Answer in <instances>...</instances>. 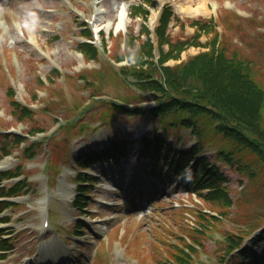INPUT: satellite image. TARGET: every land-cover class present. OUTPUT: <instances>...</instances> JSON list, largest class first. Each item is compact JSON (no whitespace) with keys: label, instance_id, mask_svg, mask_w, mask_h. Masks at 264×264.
Here are the masks:
<instances>
[{"label":"rangeland","instance_id":"obj_1","mask_svg":"<svg viewBox=\"0 0 264 264\" xmlns=\"http://www.w3.org/2000/svg\"><path fill=\"white\" fill-rule=\"evenodd\" d=\"M140 1L0 0L6 12L5 19H0V45L9 57L13 76L10 83L11 77L0 66V155L2 145L9 140L5 137H12L14 133H23L28 139L27 146L41 141L35 146L32 157L25 153L24 145L11 143L12 147H7L14 150L17 157L9 158V166L14 170L20 165L24 173L20 178L25 177L30 186L31 192L22 200L30 214L24 215L22 221L17 219L23 208L15 207V212L7 213L11 218L9 231L14 249L6 258L0 257V264H52L46 260V254L54 252L53 256H48L56 260L62 251L65 256L59 258L74 256V264H237L243 259L241 253L250 250L252 245L253 253L257 254L260 264H264V163L249 149L241 146V150L235 149L237 141L218 130L212 138L204 135L200 138L184 126H167L166 139L177 146L181 140L185 146L200 144L201 153L217 165L219 180L227 179L220 184L225 189L221 198L212 197L207 188H185L174 180H167L169 187L150 199L146 208L130 209L133 191L127 192L126 187L117 193L108 192L102 182L88 187L91 193L83 196L86 206L78 208L72 203L75 193L67 184H76L77 178L68 175L64 166L74 168L78 154L99 150L106 161L117 160L125 150L122 146H126L128 149L120 155H124L123 161L129 159L133 164L139 161L138 139L164 137L163 126L157 118L121 114L110 120L116 113L112 102L140 105L144 110L153 104L147 102L142 91L133 84L135 79L120 70V66L134 63L127 60L124 43L137 44L129 39L133 34L139 35L144 19H132L131 6ZM154 2L146 21L154 43L163 5L170 3L177 14L167 34L174 40L189 38L186 49L181 52L182 60L208 51V41H214L212 34L202 35L198 31L202 45L194 47L195 26L190 21L213 19L222 46L232 57L248 62L251 76L264 89V0ZM120 14L124 15V21L119 25L117 16ZM84 21L90 22L93 30L104 28L95 40L101 51L96 60L83 57L79 52L78 42L87 40L80 35ZM144 39L146 36L140 42ZM134 49L139 51L140 46ZM119 54L124 55L123 62H117ZM180 60H169L166 64L174 66ZM54 69H58L60 75ZM81 76L88 82L81 80ZM45 77L49 81L43 84L40 79ZM12 84L17 98L36 112L32 118H12L13 113L18 114L13 112L8 93ZM93 93H102V99L93 103V99H89ZM34 95L38 97L35 99ZM35 129L38 131H33ZM232 150L235 151L233 161H224L221 151ZM51 154L53 159H50ZM238 156L241 165H236ZM110 163L102 167H107L111 175L123 165L118 162L112 168L115 163ZM147 163L142 161V166ZM88 171L96 173L91 168ZM154 180V184L148 183L153 194L164 186L162 179L155 177ZM132 181L130 178L126 184L129 186ZM103 199L111 205L99 204ZM43 203L50 206L43 207ZM50 209L51 226L43 235L39 224ZM72 215L79 217L77 223L73 222ZM28 221L35 225L33 235L21 233ZM80 224L83 230L76 229ZM76 231L80 235L73 237ZM75 242L81 250L75 247Z\"/></svg>","mask_w":264,"mask_h":264},{"label":"trees","instance_id":"obj_2","mask_svg":"<svg viewBox=\"0 0 264 264\" xmlns=\"http://www.w3.org/2000/svg\"><path fill=\"white\" fill-rule=\"evenodd\" d=\"M167 12L164 15L166 20ZM161 32L163 42L168 41ZM133 41V38L129 39ZM170 42V41H168ZM150 45L149 55L153 56ZM183 42L171 43L169 52L161 50L159 65L149 63L143 66L126 67L124 74H131L140 81L149 98L156 101L155 112L174 114L175 122L183 119V114L194 113L220 120L221 131L238 141L242 147H250L264 161V89L257 84L246 63L230 57L216 43L209 52L200 53L174 66H165L169 58L179 56ZM135 47V44H129ZM92 46H87L91 49ZM137 51H129L131 58H137ZM121 58V57H120ZM139 58H143L139 55ZM149 62V61H148ZM158 65V66H157ZM117 110L139 113L140 107L115 106ZM88 162V160L80 161Z\"/></svg>","mask_w":264,"mask_h":264},{"label":"bare ground","instance_id":"obj_3","mask_svg":"<svg viewBox=\"0 0 264 264\" xmlns=\"http://www.w3.org/2000/svg\"><path fill=\"white\" fill-rule=\"evenodd\" d=\"M204 1H202V3H203ZM204 4V3H203ZM195 12H197V11H195Z\"/></svg>","mask_w":264,"mask_h":264}]
</instances>
